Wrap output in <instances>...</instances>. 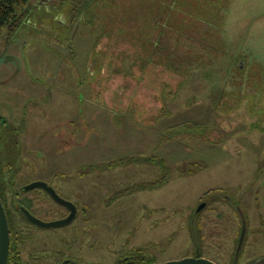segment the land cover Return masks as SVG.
<instances>
[{
	"label": "rangeland",
	"instance_id": "1",
	"mask_svg": "<svg viewBox=\"0 0 264 264\" xmlns=\"http://www.w3.org/2000/svg\"><path fill=\"white\" fill-rule=\"evenodd\" d=\"M173 1L160 34L139 21L160 0H30L0 33L13 190L45 182L77 208L40 228L12 207L28 264H231L242 234L238 264L264 259V0ZM21 199L69 216L42 189Z\"/></svg>",
	"mask_w": 264,
	"mask_h": 264
},
{
	"label": "flooded vegetation",
	"instance_id": "2",
	"mask_svg": "<svg viewBox=\"0 0 264 264\" xmlns=\"http://www.w3.org/2000/svg\"><path fill=\"white\" fill-rule=\"evenodd\" d=\"M2 131V130H1ZM12 131V134L10 133ZM15 130H4L3 134L1 135L0 139L2 136L7 135L9 137V143H0V201L4 207L7 220H8V226H9V231H10V248H9V257H8V263L12 259H16L15 263L16 264H28L27 262L23 261L22 256L20 255H15L12 253V248H13V238H14V213L12 214V207L17 208V212L21 214V216L24 218L25 221L28 223L32 224L27 217L21 212L20 207H27L30 206V201L27 199H21V194L24 193V191L18 187L17 190H13L15 188V176L16 173L10 170L12 163H10V159L15 158ZM13 136V141H10V137ZM17 182V181H16ZM28 210V208H26ZM30 213L31 211L28 210ZM32 214V213H31ZM33 215V214H32ZM34 225V224H33ZM36 226V225H35ZM245 229V228H244ZM244 229L243 232L244 233ZM243 247V246H242ZM238 248V247H237ZM242 250V248H241ZM240 250V252H241ZM239 252V254H240ZM239 254H237V250L235 253V260H238ZM190 257V256H188ZM198 258V257H197ZM132 260V257H125L124 260ZM234 259V257H233ZM232 259V261H234ZM257 259V260H256ZM253 260V262H249L248 264H264V259H259L256 258ZM128 260V261H129ZM146 260V259H145ZM144 258H141V262L145 261ZM7 263V264H8ZM59 264H75L73 261L70 259H66L64 262H61Z\"/></svg>",
	"mask_w": 264,
	"mask_h": 264
},
{
	"label": "water",
	"instance_id": "3",
	"mask_svg": "<svg viewBox=\"0 0 264 264\" xmlns=\"http://www.w3.org/2000/svg\"><path fill=\"white\" fill-rule=\"evenodd\" d=\"M42 189L46 191L55 202L58 204L65 206L69 210V216L63 220L60 221H53V222H44L40 219L36 218L34 215H32L26 208L20 207L21 212L27 217V219L34 225L40 227V228H58L63 227L66 225L71 224L76 216H77V208L76 206L61 198L57 192L50 187L45 182H34L28 186H25L22 188L24 192H29L33 190ZM205 207V204H202L199 208V211ZM245 235L242 234L239 240L238 248H237V254H239L243 242H244ZM9 248H10V231L8 226V220L7 216L4 210V207L0 201V264H7L8 263V257H9ZM161 264H217L214 261L208 260L206 258H197V257H185L180 260H171L165 263Z\"/></svg>",
	"mask_w": 264,
	"mask_h": 264
},
{
	"label": "trees",
	"instance_id": "4",
	"mask_svg": "<svg viewBox=\"0 0 264 264\" xmlns=\"http://www.w3.org/2000/svg\"><path fill=\"white\" fill-rule=\"evenodd\" d=\"M30 0H0V33L2 31H4L5 29H10V31H13L15 30L21 23V19H23V14H19L18 13V8L19 7H24L26 5H28ZM176 1L174 0L173 1V4L175 3ZM167 4V0H160V3H159V7L156 6V3L155 5L153 6H150L151 7V15L152 17H150L151 19H149V21H147V18H144V20H139L142 22L141 26L143 27V25H146L147 28L149 27L150 24H152V27L154 28V30L150 31V32H154V31H158L161 29V27L164 25L160 24V14L162 13V10L164 9V7L166 6ZM155 6V7H154ZM149 9V7H148ZM133 21H136L134 19H132ZM148 30V29H147ZM149 32V31H148ZM158 33L160 34V31H158ZM158 37H160V35H158ZM136 41H138V43L141 44V42H143L142 44L144 45L145 42H151L152 45L157 49V52L158 53L160 51V41L158 39H147V38H139V39H136ZM141 44V45H142ZM158 44V45H157ZM166 48V47H164ZM162 49V48H161ZM156 53H153V54H156ZM159 58H160V55H158ZM168 182L167 179H164V180H161V179H158V180H155L153 182H148L146 184H142V185H139L137 188L139 190H156L160 187H162L164 184H166ZM132 189H136L135 187H133ZM137 189V190H138ZM13 248H12V253H14L15 255H18V253L16 252V249H17V246L19 243V238H14V241H13ZM195 257H198V258H201L202 255H196ZM16 259H11L9 261L8 264H16L15 261ZM129 260V259H128ZM126 261V260H121V261H118L117 264H147L146 263V260L138 263L137 261L135 260H138L136 258H132V260H129V261ZM234 261H232L231 264H238V260H235V255H234ZM155 264V263H153Z\"/></svg>",
	"mask_w": 264,
	"mask_h": 264
}]
</instances>
